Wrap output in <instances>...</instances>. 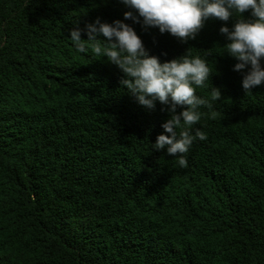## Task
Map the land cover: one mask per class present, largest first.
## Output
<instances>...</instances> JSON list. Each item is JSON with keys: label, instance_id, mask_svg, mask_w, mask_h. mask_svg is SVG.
I'll return each instance as SVG.
<instances>
[{"label": "trees", "instance_id": "trees-1", "mask_svg": "<svg viewBox=\"0 0 264 264\" xmlns=\"http://www.w3.org/2000/svg\"><path fill=\"white\" fill-rule=\"evenodd\" d=\"M128 10L0 0V264H264V85L247 94L221 54L234 20L210 19L187 43L124 21L161 62L206 59L197 95L221 92L180 166L152 149L165 106L145 110L116 66L70 42Z\"/></svg>", "mask_w": 264, "mask_h": 264}, {"label": "clouds", "instance_id": "clouds-1", "mask_svg": "<svg viewBox=\"0 0 264 264\" xmlns=\"http://www.w3.org/2000/svg\"><path fill=\"white\" fill-rule=\"evenodd\" d=\"M129 9L124 20L112 23L98 18L86 25L87 40L79 28L70 31V42L78 53H92L106 59L124 75L120 81L136 102L147 111H154L157 102L167 110L169 118L162 124L164 133L151 143L155 152L178 159L186 165V155L196 140L206 141L207 134L194 127L204 114L213 110V102L221 99L219 89L211 87L209 98L197 95L198 88L207 87L212 72L206 59L188 52L177 59L161 62L150 55L131 20L145 30L158 28L181 43L196 39L210 19L227 23L219 31L229 41L222 49L237 63L233 71L243 74L242 88L248 94L264 85V0H119ZM249 12L250 18L244 13ZM142 18V19H141ZM103 38V39H101ZM181 110L177 112V109Z\"/></svg>", "mask_w": 264, "mask_h": 264}]
</instances>
